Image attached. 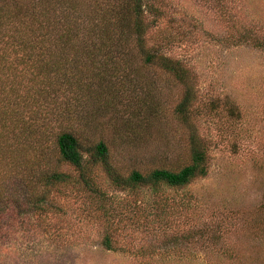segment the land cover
<instances>
[{
	"label": "rangeland",
	"instance_id": "rangeland-1",
	"mask_svg": "<svg viewBox=\"0 0 264 264\" xmlns=\"http://www.w3.org/2000/svg\"><path fill=\"white\" fill-rule=\"evenodd\" d=\"M144 4L148 44L190 72L191 122L208 149L207 174L184 188L129 194L111 191L100 172L99 186L112 198L108 221L118 251L101 245L106 218L76 187L50 196L56 209L43 223L26 216L6 225L0 264H264V48L257 47L264 40V0ZM147 79L154 85L132 92L107 86L109 94L89 102L76 123L90 142L107 145L125 175L177 169L189 157L188 130L173 116L182 87L154 70ZM119 88L125 92L117 95ZM10 155L12 165L0 172L27 196L32 154L24 147Z\"/></svg>",
	"mask_w": 264,
	"mask_h": 264
},
{
	"label": "trees",
	"instance_id": "trees-1",
	"mask_svg": "<svg viewBox=\"0 0 264 264\" xmlns=\"http://www.w3.org/2000/svg\"><path fill=\"white\" fill-rule=\"evenodd\" d=\"M146 14L144 0H0V170L12 165L10 154L17 148L27 147L32 154L27 196L14 191L15 179L0 172V241L6 225L19 218L43 223L56 209L50 196H65V190L77 187L97 201L106 218L101 245L118 251L108 221L112 198L99 186L100 172L111 191L129 194L184 188L207 174L208 149L191 122L190 72L148 44ZM257 47L264 48V40ZM153 70L182 87L173 116L188 130V161L177 169L125 175L113 166L107 145L90 142L76 123L87 116L83 110L89 102L109 94L107 86H132L130 92L153 86L147 79ZM121 88L115 94L125 92Z\"/></svg>",
	"mask_w": 264,
	"mask_h": 264
}]
</instances>
